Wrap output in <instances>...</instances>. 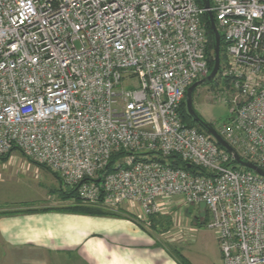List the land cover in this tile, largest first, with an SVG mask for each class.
Here are the masks:
<instances>
[{"label": "built area", "instance_id": "1", "mask_svg": "<svg viewBox=\"0 0 264 264\" xmlns=\"http://www.w3.org/2000/svg\"><path fill=\"white\" fill-rule=\"evenodd\" d=\"M205 11L201 0H0V156L46 166L92 207L156 215L174 197L204 202L222 264H264V176L180 114L210 72ZM209 11L231 81V117L215 129L264 168V0Z\"/></svg>", "mask_w": 264, "mask_h": 264}, {"label": "crops", "instance_id": "2", "mask_svg": "<svg viewBox=\"0 0 264 264\" xmlns=\"http://www.w3.org/2000/svg\"><path fill=\"white\" fill-rule=\"evenodd\" d=\"M44 207L0 208L21 210L0 214V264H181L153 233L166 211L145 215L129 206L132 216L120 217Z\"/></svg>", "mask_w": 264, "mask_h": 264}, {"label": "rangeland", "instance_id": "3", "mask_svg": "<svg viewBox=\"0 0 264 264\" xmlns=\"http://www.w3.org/2000/svg\"><path fill=\"white\" fill-rule=\"evenodd\" d=\"M225 65L226 59L223 57L220 60V74ZM230 82L228 77L217 73L210 84L197 87L193 93L194 107L216 129L221 122L231 117ZM14 152V155L0 159V208L72 205L69 203L71 199L62 193V190L68 189L60 185L58 175L46 166L29 161L17 151ZM73 201H76L75 197ZM122 207L129 210V206ZM196 214V206L187 207L180 196L174 197L167 205L164 215L166 221L169 219L168 223L163 222L166 229L161 231L163 226L159 223L158 231L153 233L178 259L179 255L174 248L182 247V253L189 257L192 264H222L217 232L208 228L206 222H198Z\"/></svg>", "mask_w": 264, "mask_h": 264}, {"label": "water", "instance_id": "4", "mask_svg": "<svg viewBox=\"0 0 264 264\" xmlns=\"http://www.w3.org/2000/svg\"><path fill=\"white\" fill-rule=\"evenodd\" d=\"M202 6L206 9L204 17L206 20V24L208 26V29L210 31L211 35V40H212V46H213V63L211 70L209 74L198 81H195L192 83L185 92V106H186V111L187 114L192 118V120L202 129L204 130L207 134L211 135L217 145L224 149L233 159V161L240 165L243 166L249 170H252L256 172L259 175L264 176V168L257 166L256 164L244 159L241 157L222 137L221 135L217 132V130L214 128V126L208 122L194 107L193 105V93L195 89L201 85H208L210 84L213 79L216 77L219 68H220V33L215 25V21L213 18V14L209 11L210 7V0H201ZM187 167H190V164L186 165ZM206 216V211H205V204L204 202H201L198 204L197 207V215L196 218L200 219V222L202 223L204 218Z\"/></svg>", "mask_w": 264, "mask_h": 264}, {"label": "trees", "instance_id": "5", "mask_svg": "<svg viewBox=\"0 0 264 264\" xmlns=\"http://www.w3.org/2000/svg\"><path fill=\"white\" fill-rule=\"evenodd\" d=\"M200 3V1H199ZM203 20V24L204 27L206 29V35H207V39H208V44H207V56H208V68L209 71L211 70L212 67V52H213V46H212V40H211V35H210V31L208 29V26L206 24V20L205 17L202 18ZM224 57V44L223 41H220V60H222ZM180 114L182 117L183 122H185L187 125L190 126H194L196 127L199 131H203L187 114H186V109H185V105H184V100L181 103L180 106ZM15 149H13L14 151ZM10 154L7 155H3L0 156V159H5L8 158ZM170 163L173 165H178V166H186V162L182 161L178 156H170L169 157ZM191 172H197V168L194 167L193 165H191V167L188 168ZM62 193L65 195L66 198L68 199H72L75 197L76 201L69 206H59V207H44V210H50V209H54V210H58V211H64V212H72V213H79V214H91V215H105V216H129L131 217L132 215L130 213H128V211H126L123 207H117L115 209H105V208H100V207H91L88 205H84L82 204L80 201H78L77 197H76V190L75 189H68V190H62ZM28 211H33L35 209H27ZM41 210V209H40ZM21 210H3L0 211V214H11V213H17ZM131 215V216H130ZM153 218V217H152ZM154 219V218H153ZM196 219V217H195ZM198 220V219H196ZM156 223H160V225L163 226V230L166 229V225H164V223H168L169 220H164V219H160V220H154ZM199 221V220H198ZM164 222V223H163ZM206 219L203 220L202 223H205ZM175 252H177V254L179 255L178 259L180 261L181 264H190V262L184 258L183 256L180 255V253L175 250ZM176 257V256H175ZM177 258V257H176Z\"/></svg>", "mask_w": 264, "mask_h": 264}, {"label": "flooded vegetation", "instance_id": "6", "mask_svg": "<svg viewBox=\"0 0 264 264\" xmlns=\"http://www.w3.org/2000/svg\"><path fill=\"white\" fill-rule=\"evenodd\" d=\"M184 100H185V98H184ZM184 105H185V103H184ZM185 109H186V106H185ZM196 109V108H195ZM197 110V109H196ZM186 114H187V111H186ZM188 115V114H187ZM189 116V115H188ZM190 117V116H189ZM191 118V117H190ZM192 119V118H191Z\"/></svg>", "mask_w": 264, "mask_h": 264}]
</instances>
